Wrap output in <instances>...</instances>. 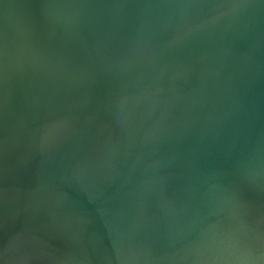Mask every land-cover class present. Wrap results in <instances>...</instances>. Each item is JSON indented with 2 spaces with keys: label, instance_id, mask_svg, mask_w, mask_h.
Listing matches in <instances>:
<instances>
[{
  "label": "water",
  "instance_id": "95a60500",
  "mask_svg": "<svg viewBox=\"0 0 264 264\" xmlns=\"http://www.w3.org/2000/svg\"><path fill=\"white\" fill-rule=\"evenodd\" d=\"M0 264H264V0H0Z\"/></svg>",
  "mask_w": 264,
  "mask_h": 264
}]
</instances>
